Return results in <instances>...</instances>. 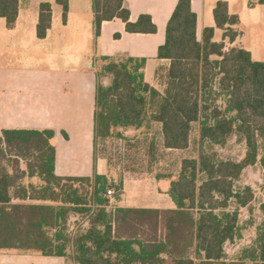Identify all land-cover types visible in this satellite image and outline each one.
Returning a JSON list of instances; mask_svg holds the SVG:
<instances>
[{
	"label": "trees",
	"instance_id": "obj_1",
	"mask_svg": "<svg viewBox=\"0 0 264 264\" xmlns=\"http://www.w3.org/2000/svg\"><path fill=\"white\" fill-rule=\"evenodd\" d=\"M54 2L65 24L68 0ZM256 3L264 5V0ZM17 6L18 0H0V18L7 29L14 26ZM91 7L95 38L101 23L114 19L124 23L127 33L156 31L147 15L129 22L123 0H91ZM212 18L222 31L221 41H212L213 28H204L197 40L190 0H177L156 53L157 59L168 61L166 69L156 70L162 91L144 82L145 59H95L91 177L55 175L52 130L0 132V251L59 257L72 264H264V221L256 229L254 245L242 250L238 259L227 261L224 251L225 244L239 236V209L253 198L250 188L235 190L234 183L248 167L259 164L264 169V154L259 155L264 147V62L253 61L242 48L223 50V41L232 43L238 36L239 24L226 2L215 3ZM50 21V4L40 3L38 40L45 38ZM150 123L159 125L165 150L186 149L191 125L197 124V157L183 159L169 183L173 209L110 206L106 191L113 190L114 202H119L123 185L96 174L97 142L120 139V132ZM232 137L244 144L243 157L220 160L212 147L223 148ZM18 159L24 162L22 170ZM24 178L37 179L40 185L17 186ZM76 183L85 189L71 186ZM72 214L84 219L86 228L63 234ZM141 223L153 230L151 238L142 240L134 231ZM160 225L163 235L158 240Z\"/></svg>",
	"mask_w": 264,
	"mask_h": 264
},
{
	"label": "crops",
	"instance_id": "obj_2",
	"mask_svg": "<svg viewBox=\"0 0 264 264\" xmlns=\"http://www.w3.org/2000/svg\"><path fill=\"white\" fill-rule=\"evenodd\" d=\"M217 1L227 3L228 13L241 15L236 0H190L191 11L196 16L195 36L200 40L204 28H213V42H220L222 31L214 27L212 10ZM51 6L50 28L42 40L35 36L38 6ZM177 0H123L129 12L128 21L135 22L139 15L150 17L154 34L127 33L118 19L102 22L98 37H94L91 0H68L65 24L61 23V9L54 0H18L17 17L13 28L7 29L0 18V56L8 53L15 57L27 42L39 46L56 45L58 55L47 58L44 66H0V132L2 130H52L55 133L54 173L61 178H89L93 174V111L95 76L93 65L99 57L142 58L144 82L160 91L156 77L158 68L166 69L168 61L156 58L157 48L164 42L165 27ZM238 24V25H239ZM237 25V26H238ZM237 26L235 27L237 31ZM114 35H118L114 38ZM50 41V42H49ZM224 51L242 48L239 35L232 43L223 41ZM259 62V61H257ZM162 87V86H161ZM65 136V137H64ZM97 175L110 177L104 160L95 162ZM127 180L122 181V194ZM168 187L157 191V197L167 195ZM121 198V199H122ZM14 202V200H12ZM172 203V202H171ZM118 207L131 209H173L145 205L127 207L123 201ZM0 264H67L59 257L36 253L0 251Z\"/></svg>",
	"mask_w": 264,
	"mask_h": 264
},
{
	"label": "rangeland",
	"instance_id": "obj_3",
	"mask_svg": "<svg viewBox=\"0 0 264 264\" xmlns=\"http://www.w3.org/2000/svg\"><path fill=\"white\" fill-rule=\"evenodd\" d=\"M236 6L241 15L242 22L237 26L239 44L253 52V59L264 62V5H258L256 0H236ZM50 42V41H49ZM26 47L19 48L15 57L7 52L0 56V66L11 65L18 67L27 65L28 68L36 65H48L47 58L58 55L56 45L48 42L39 46L37 42H27ZM95 63L93 72L95 73ZM159 84L160 91L163 86ZM222 101H218L221 104ZM121 138H109L98 141L96 147L97 158L104 160L108 172L115 182L127 180L123 199L127 207H142L145 205H157L159 207H172L171 200L167 195L157 197V191H163L169 187L170 181L176 179L180 162L183 159H193L198 154L197 124L191 125L189 134V144L184 150H165L162 147L160 127L156 123H150L148 127L138 130H128L120 132ZM206 149V148H205ZM217 152L220 160L239 161L245 151L243 143H236L232 137L223 148L212 147ZM264 147H261L259 155L264 154ZM18 161V169H24V162ZM3 165V164H1ZM9 171L11 168L8 169ZM156 176H168V178L157 181ZM29 184L39 186L37 179H22L17 186L26 187ZM66 186L69 184L64 183ZM72 187L85 189L81 183L71 184ZM245 187L250 188L253 198L251 202L242 209H239L238 227L239 236L233 242L226 243L224 251L227 261H235L241 255L242 250L254 245L256 229L264 221V169L259 164L246 168L239 179L234 183L235 190ZM17 189V188H16ZM14 189V191H16ZM122 194V192H121ZM114 191L110 206L117 205L114 202ZM122 198V199H121ZM18 204L17 200L12 202ZM30 203V202H25ZM234 208V203H230V210ZM168 210V209H160ZM86 228L84 219L72 214L68 218L63 234L73 235L79 230ZM134 231L140 239L147 240L153 235V230L149 226L141 223ZM133 232V231H132ZM52 233V232H51ZM163 228L158 227L156 238H162ZM70 254V249L66 250V255ZM67 264H72L68 259Z\"/></svg>",
	"mask_w": 264,
	"mask_h": 264
},
{
	"label": "built area",
	"instance_id": "obj_4",
	"mask_svg": "<svg viewBox=\"0 0 264 264\" xmlns=\"http://www.w3.org/2000/svg\"><path fill=\"white\" fill-rule=\"evenodd\" d=\"M112 194H113V190H107L106 191V198L108 199V201H109V204H111V201H112Z\"/></svg>",
	"mask_w": 264,
	"mask_h": 264
}]
</instances>
